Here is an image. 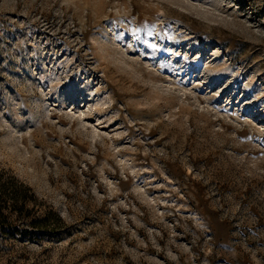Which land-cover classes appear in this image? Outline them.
Segmentation results:
<instances>
[{
	"label": "rangeland",
	"instance_id": "obj_1",
	"mask_svg": "<svg viewBox=\"0 0 264 264\" xmlns=\"http://www.w3.org/2000/svg\"><path fill=\"white\" fill-rule=\"evenodd\" d=\"M0 168V264H264V0H0Z\"/></svg>",
	"mask_w": 264,
	"mask_h": 264
},
{
	"label": "trees",
	"instance_id": "obj_2",
	"mask_svg": "<svg viewBox=\"0 0 264 264\" xmlns=\"http://www.w3.org/2000/svg\"><path fill=\"white\" fill-rule=\"evenodd\" d=\"M42 207L31 187L0 168V234L11 240L55 235L60 217Z\"/></svg>",
	"mask_w": 264,
	"mask_h": 264
}]
</instances>
